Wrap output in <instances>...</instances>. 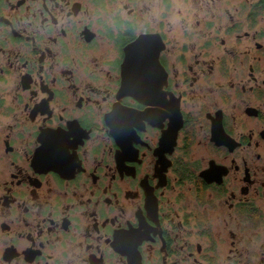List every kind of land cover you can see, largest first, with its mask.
Returning <instances> with one entry per match:
<instances>
[{
  "label": "flooded vegetation",
  "instance_id": "obj_1",
  "mask_svg": "<svg viewBox=\"0 0 264 264\" xmlns=\"http://www.w3.org/2000/svg\"><path fill=\"white\" fill-rule=\"evenodd\" d=\"M0 264H264V0H0Z\"/></svg>",
  "mask_w": 264,
  "mask_h": 264
}]
</instances>
